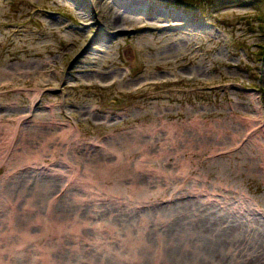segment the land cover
Segmentation results:
<instances>
[{
  "label": "rangeland",
  "instance_id": "rangeland-1",
  "mask_svg": "<svg viewBox=\"0 0 264 264\" xmlns=\"http://www.w3.org/2000/svg\"><path fill=\"white\" fill-rule=\"evenodd\" d=\"M102 1L136 23L112 30L86 0H0V264H152L168 234L209 231L226 241L179 240L158 264H264V1Z\"/></svg>",
  "mask_w": 264,
  "mask_h": 264
},
{
  "label": "bare ground",
  "instance_id": "bare-ground-1",
  "mask_svg": "<svg viewBox=\"0 0 264 264\" xmlns=\"http://www.w3.org/2000/svg\"><path fill=\"white\" fill-rule=\"evenodd\" d=\"M87 1V7L89 8V10L91 11V15H92V17L95 15V16H98V17H101V19H104V21H106V22H104V23H107L108 25H109V28H111L112 30H114V29H123V27H124V25H129V23H132V24H134V23H136V20H134V19H132L129 15H124V16H122V15H120V14H118L117 12L115 13V11L111 8V7H109L107 4H105L103 1L102 2H100V0H99V2L97 1V0H86ZM109 2V1H108ZM118 2V1H117ZM127 3V2H126ZM116 6V5H115ZM81 7V6H80ZM121 10V9H120ZM130 10H132V9H130ZM134 10V9H133ZM132 10V11H133ZM87 11V10H86ZM132 13V12H131ZM134 13V12H133ZM136 17V16H135ZM109 33V32H108ZM102 47V46H101ZM70 120V119H69ZM66 121V126H68L70 123V121ZM72 123V122H71ZM60 124V123H59ZM74 126V125H73ZM77 126V125H76ZM69 127H71V126H69ZM70 129V128H69ZM68 130V129H67ZM69 132V131H68ZM50 138V137H49ZM48 138V139H49ZM47 141V140H46ZM45 143V142H44ZM43 143V144H44ZM174 143V142H173ZM82 144H84V143H82ZM45 145V144H44ZM47 145V144H46ZM88 145V144H87ZM176 145V144H175ZM39 146H41V144L39 145ZM84 146V145H83ZM82 147V146H81ZM175 147V146H174ZM190 147V146H189ZM40 148V147H39ZM42 148H44L43 146H42ZM104 148V147H103ZM109 148H111V147H109ZM41 149V148H40ZM84 149V148H83ZM105 149V148H104ZM85 150V149H84ZM107 150H109V149H107ZM135 150V149H134ZM44 151V150H43ZM114 151V150H113ZM107 152V151H106ZM167 152V151H166ZM165 153V152H164ZM54 154V153H53ZM167 154V153H166ZM52 155V154H51ZM165 155V154H164ZM168 155V154H167ZM158 155H156V157H157ZM140 157H141V154H140ZM146 157H148V156H146ZM150 157V156H149ZM159 157V156H158ZM117 158V157H116ZM142 159V158H141ZM143 159H147V158H144L143 157ZM142 159V160H143ZM165 159V158H164ZM118 160V159H117ZM141 160V161H142ZM147 160H149V159H147ZM144 161H146V160H144ZM150 161H151V158H150ZM78 162V161H77ZM148 162V161H147ZM34 163V162H33ZM106 163V162H105ZM105 163H103V165L105 164ZM116 163V162H115ZM138 163V162H137ZM137 163L135 162V163H133V169H136L137 168ZM86 164H89V163H86ZM117 164V163H116ZM102 165V166H103ZM114 165V164H113ZM121 165V164H120ZM141 164L139 163V165L138 166H140ZM89 166V165H88ZM108 166V165H107ZM143 166V165H142ZM90 167V166H89ZM88 167V170L90 169ZM92 167V166H91ZM99 167V166H98ZM120 167V166H119ZM141 167V166H140ZM95 168H97V166H95ZM85 169V168H84ZM99 169V168H98ZM109 169H111L110 167H109ZM115 169V168H114ZM149 169H151V168H149ZM34 170V169H33ZM52 170V169H51ZM54 170V169H53ZM88 170H87V173H88ZM92 170V169H91ZM94 170V169H93ZM101 170V169H100ZM137 170H138V168H137ZM140 170V169H139ZM173 170V169H172ZM177 170V169H176ZM42 171V170H41ZM105 171V170H104ZM112 171H114V170H112ZM119 171V170H118ZM33 172H35V171H33ZM89 172H91V171H89ZM93 172V171H92ZM95 172V171H94ZM98 172V171H97ZM102 172V171H101ZM46 173H49V172H46ZM45 173V174H46ZM52 173H54V171L52 172ZM100 173V172H99ZM121 173V172H120ZM43 174V173H42ZM45 174H44V176H45ZM83 174V173H82ZM84 174H85V171H84ZM97 174V173H96ZM108 174V173H107ZM119 174V173H118ZM117 174V175H118ZM39 175H41V173L39 172V174H38V176ZM51 175V174H50ZM49 175V176H50ZM89 175V174H88ZM90 175H91V173H90ZM98 175V174H97ZM100 175H102V173H100ZM94 177H96L95 176V174H94ZM106 177V176H105ZM108 177H109V175H108ZM138 177V176H137ZM186 177V176H185ZM86 178V177H85ZM107 178V177H106ZM110 178V177H109ZM168 178V177H167ZM97 179V178H96ZM125 179H128V178H125ZM130 179V178H129ZM128 179V180H129ZM187 179V178H186ZM108 180V179H107ZM150 179H147V181H149ZM172 180H175V178L174 179H172ZM184 180V179H183ZM14 181V180H13ZM104 181H106V180H104ZM109 181V180H108ZM125 181V180H124ZM146 181V180H145ZM146 181V182H147ZM181 181H182V179H181ZM116 182V181H115ZM119 182V181H118ZM127 182V181H126ZM125 182V183H126ZM128 182H132V181H128ZM133 182H135V181H133ZM150 182V181H149ZM165 182H167V181H165ZM121 183H123V182H121ZM136 183V182H135ZM151 183V182H150ZM149 183V184H150ZM184 183V182H183ZM124 184V183H123ZM147 184H148V182H147ZM158 184V183H157ZM99 185H101V184H99ZM103 185V184H102ZM120 185V184H119ZM132 185V184H131ZM138 185L139 184H136L135 186H136V188L138 187ZM142 185H143V183H142ZM145 185V184H144ZM96 186V185H95ZM124 186V185H123ZM122 186V187H123ZM133 186V185H132ZM148 186H150V185H148ZM168 186V185H167ZM166 186V187H167ZM114 187V186H113ZM121 187V188H122ZM129 187V186H128ZM141 187V186H140ZM226 187V186H225ZM115 188V187H114ZM120 188V187H119ZM119 188H118V190H119ZM142 189L144 188V186L143 187H141ZM101 189V188H100ZM117 189V188H116ZM124 188H122V190H123ZM125 189H128V188H125ZM124 189V190H125ZM138 189V188H137ZM187 189V188H186ZM212 189V188H211ZM102 190V189H101ZM143 190H145V189H143ZM142 190V191H143ZM99 191V190H98ZM138 191V190H137ZM141 191V190H140ZM145 191H147V188H146V190ZM89 192V191H88ZM107 192V191H106ZM86 193V192H85ZM90 193V192H89ZM105 193V192H104ZM131 193H132V191H131ZM213 193V192H212ZM83 194V193H82ZM106 194V193H105ZM110 194H112V193H110ZM114 194V193H113ZM112 194V195H113ZM143 194V193H142ZM141 194V195H142ZM191 194V193H190ZM88 195V194H87ZM90 195H91V193H90ZM102 195H104L103 193H102ZM115 195V194H114ZM113 195V196H114ZM145 195V194H144ZM147 195V194H146ZM100 196V195H99ZM111 196V195H110ZM113 196H111V197H113ZM117 196H118V194H117ZM131 196H133V195H131ZM209 196V195H208ZM241 196V195H240ZM88 197V196H87ZM93 197H94V194H93ZM96 197V196H95ZM94 197V198H95ZM98 197V196H97ZM105 197L106 196H104V199H105ZM115 197V196H114ZM118 197H120V196H118ZM137 197V196H136ZM141 197V196H140ZM83 198V197H82ZM89 198V197H88ZM91 198H92V196H91ZM100 198H101V196H100ZM109 198V197H108ZM117 198V197H116ZM99 199V198H98ZM113 199V198H112ZM115 199V198H114ZM122 199H123V197H122ZM125 199V198H124ZM123 199V200H124ZM175 199V198H174ZM96 200V199H95ZM95 200H93L92 199V201H95ZM102 200V199H101ZM117 200V199H116ZM116 200H115V203H116ZM119 200V199H118ZM126 200V199H125ZM132 200V199H131ZM92 201H91V205L93 204L92 203ZM98 201V200H97ZM103 201V200H102ZM105 201V200H104ZM109 201H110V198H109ZM122 201V200H121ZM128 201V200H127ZM137 201H138V199H137ZM136 200H135V202H137ZM139 201H141V200H139ZM226 201V200H225ZM112 202H113V200H112ZM124 202H126V201H124ZM230 202V201H229ZM75 203H77V202H75ZM114 203V204H115ZM220 203V202H219ZM242 203V202H241ZM50 204V203H49ZM81 204H82V201H81ZM80 203H79V205L78 204H76V205H78V206H80L81 205ZM119 204H121V203H119ZM138 204V203H137ZM239 204H240V201H239ZM245 204H247V203H245ZM1 205V204H0ZM5 205H6V203H5ZM9 205H11V204H9ZM28 205H30V204H28ZM108 205V204H107ZM118 205V204H117ZM116 205V206H117ZM124 204H122V207H125V206H123ZM126 205H128V204H126ZM12 206V205H11ZM27 206V205H26ZM71 206V205H70ZM69 206V207H70ZM73 206V205H72ZM93 206V205H92ZM94 206H96L95 204H94ZM98 206V205H97ZM106 206V205H105ZM120 207H121V205H119ZM218 206V205H217ZM7 207V206H6ZM25 207V206H24ZM31 207V206H30ZM30 207H28V208H30ZM118 207V206H117ZM127 207V206H126ZM125 207V208H126ZM242 207V206H241ZM2 208V207H1ZM9 208H11V207H9ZM15 208V207H14ZM27 208V207H26ZM48 208V207H47ZM100 208H101V206H100ZM103 208H105V207H103ZM102 208V209H103ZM185 208V207H184ZM230 208V207H229ZM244 208V207H243ZM50 209H51V206H50ZM69 210H70V208H68ZM73 209H74V207H73ZM72 209V210H73ZM96 209V208H95ZM118 209V208H117ZM129 209V208H128ZM220 209V208H219ZM223 209V208H222ZM246 209V208H245ZM247 209H250V208H247ZM27 210V209H26ZM29 210H31V209H29ZM99 209H96V211L99 213V211H98ZM105 210H107V209H105ZM180 210V209H179ZM185 211V209H181V211ZM195 210V209H194ZM224 210H225V208H224ZM233 210V209H232ZM28 211V210H27ZM32 211V210H31ZM74 211H76V209L74 210ZM102 211H104V210H102ZM108 211V210H107ZM193 211V210H192ZM226 211V210H225ZM252 211V210H251ZM254 211V210H253ZM256 211V210H255ZM259 211V210H258ZM5 212V211H4ZM30 212V211H29ZM49 212H51V211H49ZM109 212V211H108ZM196 212V211H195ZM221 212V211H220ZM227 212V211H226ZM232 212V211H231ZM230 212V213H231ZM250 212V211H249ZM248 212V213H249ZM2 213H3V211H2ZM75 213V212H74ZM96 213V212H95ZM104 213H105V211H104ZM184 213H187V212H184ZM229 213V212H228ZM233 213V212H232ZM102 214V213H101ZM111 214V213H110ZM194 214V213H193ZM257 214V213H256ZM7 215H9V214H6V216ZM41 215V214H40ZM40 215H38V216H40ZM77 215V214H76ZM178 215H179V213H178ZM178 215H177V217H178ZM182 215V214H181ZM204 215V214H203ZM208 215V214H207ZM212 215V214H211ZM216 215V214H215ZM218 215V214H217ZM216 215V216H217ZM228 215V214H227ZM232 215V214H231ZM248 215V214H247ZM246 215V216H247ZM250 215V214H249ZM42 216V215H41ZM74 216V215H73ZM78 216V215H77ZM76 216V217H77ZM206 216V215H205ZM239 216V215H238ZM69 217V216H68ZM71 217V216H70ZM75 217V216H74ZM79 217H80V215H79ZM154 217V216H153ZM175 218V219H178V218ZM196 217V216H195ZM201 217V216H200ZM234 216H232V218H233ZM7 218V217H6ZM92 218V217H91ZM228 218V217H227ZM231 218V219H232ZM255 218V217H254ZM53 219V218H52ZM51 218H50V222H51V220H52ZM56 219V218H55ZM75 219V218H74ZM81 219V218H80ZM195 219V218H194ZM205 219H207V218H205ZM204 219V220H205ZM217 219V218H216ZM215 219V220H216ZM219 219V218H218ZM249 219V218H248ZM257 219V218H256ZM255 219V220H256ZM70 220V218H68V221ZM71 220H73V217H72V219ZM154 220H156V219H154ZM162 220V219H161ZM198 220H199V218H198ZM201 220V219H200ZM211 219H209V221H210ZM213 220V219H212ZM225 220V219H224ZM233 220V219H232ZM235 220V219H234ZM242 220H244V219H242ZM241 220V221H242ZM40 221V220H39ZM56 221V220H55ZM163 221V220H162ZM175 221V220H174ZM203 221V220H202ZM240 221V220H239ZM245 221H246V219H245ZM247 221H249V220H247ZM44 222V221H43ZM64 222V221H63ZM73 222H75V220H73ZM73 222H71L72 224H73ZM80 222H82V221H80ZM176 222V221H175ZM207 222V221H206ZM233 222V221H232ZM237 222V221H236ZM49 223V222H48ZM47 223V224H48ZM52 223H53V220H52ZM52 223H50V224H52ZM60 223L62 224V222L60 221ZM66 223V222H65ZM67 223H69V222H67ZM203 223H205V221L203 222ZM223 223V222H222ZM225 223V222H224ZM224 223H223V225H224ZM243 224H244V222H242ZM246 223H248V222H246ZM245 223V224H246ZM250 223V222H249ZM258 223V222H257ZM49 224V225H50ZM54 224V223H53ZM75 224V223H74ZM78 224V223H77ZM77 224H75V225H77ZM82 224V223H81ZM86 224V223H85ZM84 224V225H85ZM90 224V223H89ZM98 224V223H97ZM199 224V223H198ZM235 224V223H234ZM238 224V223H237ZM244 224V225H245ZM60 225V224H59ZM69 225V224H68ZM68 225H64V226H68ZM75 225H73V226H75ZM200 225V224H199ZM198 225V226H199ZM202 225V224H201ZM221 225V224H220ZM236 225V224H235ZM261 225V224H260ZM36 226V225H35ZM64 226H61L62 228L64 227ZM72 226V225H71ZM70 225H69V227H71ZM73 226H72V228H73ZM81 226V225H80ZM193 226H196V225H193ZM232 226H233V224H230L229 222H227L226 224H225V226H224V228H226V230H224L225 231V233L224 234H226V231L227 232H234V230H236V228L237 227H233L232 228ZM53 227V226H52ZM56 227H58L57 225H56ZM69 227H67V228H69ZM79 227V226H78ZM205 227H207V226H205ZM204 227V228H205ZM215 227H217V226H215ZM215 227L213 228V230L215 229ZM246 227H248V226H246ZM251 227V226H250ZM253 227V226H252ZM255 227V226H254ZM65 228V227H64ZM208 228H210V227H208ZM249 228V227H248ZM257 228V227H256ZM58 229V228H57ZM61 229V228H60ZM59 229V230H60ZM80 229V228H79ZM79 229H77V230H79ZM85 228H84V226H83V229H82V231L84 230ZM93 229V228H92ZM102 229H105L106 231L107 230H109L110 231V233H111V235L112 236H116L115 234H116V231L114 230V229H116V227H111V229L109 228V227H106L105 228V226L103 225L102 226ZM101 229V230H102ZM198 229V228H197ZM206 229V228H205ZM204 229V230H205ZM211 229V228H210ZM252 229V228H251ZM263 229V227L260 229V230H262ZM26 230V229H25ZM28 230H29V228H28ZM63 229H61L60 231H62ZM72 230V229H71ZM95 230V229H94ZM96 230H97V228H96ZM114 230V231H113ZM180 230V229H179ZM203 230V228H202V231H204ZM209 230V229H208ZM207 230V231H208ZM223 229H222V226H221V231H222ZM259 230V231H260ZM57 231V230H56ZM69 231V230H68ZM68 231H66L67 233H68ZM73 231V230H72ZM75 231V230H74ZM85 231V230H84ZM83 231V232H84ZM180 231H182L183 233L185 232V231H187L186 229H185V231H183V230H180ZM179 231V232H180ZM190 232H191V230H189ZM188 231V232H189ZM193 231V230H192ZM206 231V232H207ZM263 231V230H262ZM261 231V232H262ZM25 232V231H24ZM26 232H28V231H26ZM31 232V231H30ZM64 233H65V231H63ZM71 232V231H70ZM104 232V231H103ZM179 232H177V233H179ZM181 232V234H183ZM196 232V231H195ZM216 232H218V230L216 231ZM253 232V231H252ZM23 233V232H22ZM75 233V232H74ZM82 232L80 231V234H81ZM86 233V232H85ZM84 233V234H85ZM146 233V232H145ZM144 233V234H145ZM192 233V232H191ZM201 233V232H200ZM215 233V232H214ZM26 234H28V233H26ZM59 234H60V232H59ZM59 234H57V235H59ZM71 234V233H70ZM78 234V233H77ZM147 234V233H146ZM145 234V235H146ZM164 234V233H163ZM222 234V233H221ZM22 235V234H21ZM61 235V234H60ZM59 235V236H60ZM71 235H73V234H71ZM82 235V234H81ZM97 235V234H96ZM149 235V234H148ZM148 235H146V236H148ZM204 235H205V232H204ZM210 231H209V234H208V237L206 236V237H204V238H202V239H199V235L198 234H194V237H193V234H192V236L190 235V233H189V235L188 236H186V235H182V236H186V237H183V239L184 240H182V239H179V240H181L180 241V245H181V247L179 248V246H178V248L179 249H181V250H183V251H187L188 249H190L191 248V246H193L194 248H195V250L197 251V250H199V249H202L203 251H209L210 249H211V247L213 246H216V244H220V243H222V242H224V241H226L225 239L226 238H223V236H221V235H218V234H214L215 236H213V235H210ZM67 236H69V235H67ZM93 236V235H92ZM91 236V237H92ZM94 236H95V234H94ZM93 236V237H94ZM166 236V235H165ZM181 235L179 236V237H182ZM26 237H27V235H26ZM37 237H39V236H37ZM66 237V236H65ZM75 237V236H74ZM73 237V238H74ZM201 237V236H200ZM203 237V236H202ZM227 237V236H226ZM27 238H31V237H27ZM60 237H58V239H59ZM61 238H62V236H61ZM70 238V237H69ZM69 238H68V240H69ZM72 238V239H73ZM80 238H81V236H80ZM89 238V237H88ZM95 238L96 237H94V241H95ZM99 240H100V238L99 237H97ZM143 238V237H142ZM256 238H257V236H256ZM259 238V237H258ZM71 239V238H70ZM71 239V240H72ZM78 239V238H77ZM83 239V238H82ZM90 239V241H91V238H89ZM102 239H103V237H102ZM101 239V240H102ZM106 239V238H105ZM146 239V238H145ZM147 239H148V237H147ZM165 239V238H164ZM264 239V238H263ZM68 240H67V243H68ZM74 240V241H73ZM72 240V242H76L75 241V238ZM86 239L84 238V240H82L83 242L85 241ZM142 240H144V239H142ZM142 240H139V238H138V241L137 242H135V243H133L132 244V252H134V251H136V247H138V245L139 244H141L142 246H144L145 245V243L144 242H142ZM179 240H178V238H174V236H173V234H168L167 236H166V240L163 242V244H161V245H159V247H157V248H155V250L153 251V252H155L154 254H151V257H150V259L153 261L152 262V264H158V262L159 263H161L160 261H159V259L161 260V255H159L158 253L160 252V250H162L163 248H164V246H166V247H168V248H173V246H175V244H177L178 242H179ZM254 240H255V238H254ZM253 240V242H257V243H259L258 241H254ZM81 241V240H80ZM81 241V242H82ZM94 241H91L90 243L92 244V245H96L95 243H94ZM98 241V240H97ZM96 241V242H97ZM145 241V240H144ZM237 241V240H236ZM262 242H263V240H261ZM260 241V242H261ZM78 242V241H77ZM77 242H76V244H77ZM82 242V243H83ZM101 242V241H100ZM102 242H103V240H102ZM104 242H108V241H104ZM146 242V241H145ZM238 242V241H237ZM65 243V242H64ZM69 243H71V242H69ZM85 243H87V241H85ZM144 243V244H143ZM227 243V242H226ZM225 243V244H226ZM244 243V242H243ZM61 244V243H60ZM74 244V243H73ZM72 244V246H74ZM84 244V243H83ZM83 244H81L82 246H83ZM100 244V243H99ZM179 244V243H178ZM232 244H235V243H232ZM237 244V243H236ZM252 244H254V243H252ZM71 245V244H70ZM69 245V246H70ZM78 245H80L79 243H78ZM85 245H87V244H85ZM88 245H89V243H88ZM87 245V246H88ZM92 245H89L90 247L92 246ZM102 245V244H101ZM241 245V244H240ZM246 245V244H245ZM255 245V244H254ZM65 246H68V244H65ZM77 246V245H76ZM218 246V245H217ZM225 246V245H224ZM229 246V245H228ZM227 245H226V247H228ZM232 246V245H231ZM230 246V247H231ZM56 247V246H55ZM60 247V246H59ZM89 247V248H90ZM92 247H95V246H92ZM144 247H146V245L144 246ZM212 247V248H213ZM225 247V248H226ZM242 247L243 248H241V247H239L238 245H236V246H234V249L231 251V254L233 253L234 254V256L237 258V257H239L238 255L240 254V253H242L241 255H245L246 253H247V251H248V253H247V256H249V254H251L253 251L252 250H248V248H247V250H243L244 249V246L242 245ZM57 248V247H56ZM61 248H63V247H61ZM74 248V247H73ZM77 249H76V251H77V253H79L80 251H81V248L80 247H76ZM216 248V247H215ZM229 248V247H228ZM53 249V248H52ZM66 249H68V248H65V250ZM70 249V248H69ZM221 248L219 247V250H220ZM223 249V248H222ZM246 249V248H245ZM252 249H254V247L252 248ZM257 251H259V250H263L264 249V246L263 245H258L256 248H255ZM47 250V252H48V254L50 253V251H48V249H46ZM74 250V249H73ZM69 251H71L72 252V250H69ZM217 251V250H216ZM222 251V250H221ZM226 251V250H225ZM252 251V252H251ZM74 252V251H73ZM131 252V253H132ZM212 252H213V250H212ZM224 252V251H223ZM260 252V251H259ZM219 253V252H218ZM217 253V254H218ZM211 254V253H210ZM213 254V253H212ZM222 254V253H221ZM254 254H255V252H254ZM259 254V253H258ZM261 254V253H260ZM194 255H196V254H194ZM256 255H257V253H256ZM262 255H263V252H262ZM213 256H215V255H213ZM163 257V256H162ZM207 257V256H206ZM210 257H211V255H210ZM255 257V256H254ZM224 258V257H223ZM226 258V257H225ZM228 259H229V256L227 257ZM250 258V257H249ZM257 258V257H256ZM211 259V258H210ZM217 259V258H216ZM215 259V260H216ZM221 260H222V258H220ZM254 259V258H253ZM79 260V259H78ZM163 260V259H162ZM212 260V259H211ZM224 260V259H223ZM255 260V259H254ZM207 261V260H206ZM208 261H209V256H208ZM207 261V262H208ZM218 261V260H217ZM32 262V261H31ZM87 262V261H86ZM85 261H83V260H80V261H78V264H89V262H87L86 263ZM141 261H140V259H139V256L137 255H135V256H131L130 258H129V264H139ZM164 262V261H163ZM225 262H226V260H225ZM222 263V262H221ZM224 263V262H223ZM29 264V263H28ZM52 264H53V262H52ZM93 264V263H92ZM212 264V263H211ZM218 264V263H217Z\"/></svg>",
  "mask_w": 264,
  "mask_h": 264
},
{
  "label": "trees",
  "instance_id": "trees-1",
  "mask_svg": "<svg viewBox=\"0 0 264 264\" xmlns=\"http://www.w3.org/2000/svg\"><path fill=\"white\" fill-rule=\"evenodd\" d=\"M201 1H202V0H201ZM240 1H241V0H240ZM263 1H264V0H263ZM180 3H182V2H180ZM183 3H184V2H183ZM258 24H259V23H258ZM259 25L261 26V25H263V24H262V23H260Z\"/></svg>",
  "mask_w": 264,
  "mask_h": 264
}]
</instances>
